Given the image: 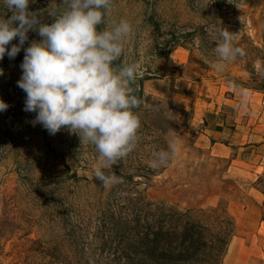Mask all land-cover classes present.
<instances>
[{"label":"rangeland","instance_id":"rangeland-1","mask_svg":"<svg viewBox=\"0 0 264 264\" xmlns=\"http://www.w3.org/2000/svg\"><path fill=\"white\" fill-rule=\"evenodd\" d=\"M65 8L63 0L29 4L47 24ZM12 14L0 0V16ZM121 20L132 32L114 66L140 63L138 79L144 82L141 93L138 79L131 84L132 94L140 97L134 109L141 122L136 147L104 169L119 183L105 186L94 177L99 166L94 145L66 127L50 135L32 123L35 112L24 110L20 64L24 49L41 40L38 33L30 30L20 53L0 61V99L9 105L0 112V264H123L112 254L122 251L116 236L123 218L135 226L134 210L141 205L154 217L160 207L187 210L229 243L235 232L232 210L252 198L253 187L264 186V173L250 171L246 158L232 162L237 147L219 158L199 139L204 108L220 106L230 124L233 95L264 90V0H111L98 27ZM221 27L234 34L245 55L217 72L213 49ZM18 42L15 38L8 47ZM177 136L181 150L172 154L169 144ZM161 150L169 159L153 167Z\"/></svg>","mask_w":264,"mask_h":264},{"label":"clouds","instance_id":"clouds-1","mask_svg":"<svg viewBox=\"0 0 264 264\" xmlns=\"http://www.w3.org/2000/svg\"><path fill=\"white\" fill-rule=\"evenodd\" d=\"M34 0H4L12 10L10 18L0 16V61L7 54L13 59L28 40L29 31H36L40 41L33 40L24 49L21 78L17 85L26 93L24 110L35 112L32 122L39 123L50 135L62 127L79 135L81 142L94 145L99 153V166L94 177L103 185L119 183L120 178L106 174L136 147L141 122L134 109L139 99L132 94L131 84L143 75L140 63L114 66L123 54V44L132 32L126 20L100 30L111 0H63L65 10L53 15L51 24L41 23L29 10ZM52 15V14H51ZM233 35L220 28L213 51L218 61L213 64L222 72L225 62L245 55L236 46ZM18 38L17 44H9ZM4 70L0 68V76ZM247 97L248 93L242 91ZM9 105L0 99V112ZM169 148L172 154L181 150L180 138L174 137ZM169 152L155 153L153 167L163 166Z\"/></svg>","mask_w":264,"mask_h":264},{"label":"crops","instance_id":"crops-1","mask_svg":"<svg viewBox=\"0 0 264 264\" xmlns=\"http://www.w3.org/2000/svg\"><path fill=\"white\" fill-rule=\"evenodd\" d=\"M251 91H249L251 98L248 97L245 102L244 97L233 95L231 106L234 109V118L232 117L230 124H225L228 116L222 112L220 106L217 111L204 108L205 111L199 117L205 126L199 139L207 143L212 154L219 158H227L233 148L237 147L232 162L238 164V161L246 158L248 164L253 165H248L247 168L250 171L254 170V173L262 174L264 90ZM212 112L214 116L210 115ZM258 177L260 176H255L254 182ZM258 187L260 185L251 189L252 198H249L246 204L238 210H232L235 232L228 243L222 264H264V186Z\"/></svg>","mask_w":264,"mask_h":264},{"label":"trees","instance_id":"trees-1","mask_svg":"<svg viewBox=\"0 0 264 264\" xmlns=\"http://www.w3.org/2000/svg\"><path fill=\"white\" fill-rule=\"evenodd\" d=\"M138 93L144 80L138 79ZM140 101V97L138 98ZM154 217L148 205L134 210L135 226L122 219V251L115 259L123 264H217L225 254L226 236L214 233L210 226L194 220L189 212L159 208ZM234 234V232H233ZM232 234V235H233ZM115 240V239H114Z\"/></svg>","mask_w":264,"mask_h":264}]
</instances>
